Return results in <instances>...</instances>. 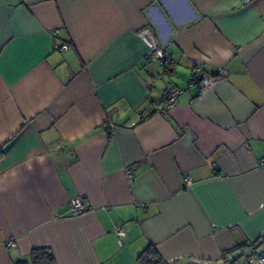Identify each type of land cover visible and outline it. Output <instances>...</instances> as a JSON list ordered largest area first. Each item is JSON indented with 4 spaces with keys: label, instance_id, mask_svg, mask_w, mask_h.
<instances>
[{
    "label": "crops",
    "instance_id": "obj_1",
    "mask_svg": "<svg viewBox=\"0 0 264 264\" xmlns=\"http://www.w3.org/2000/svg\"><path fill=\"white\" fill-rule=\"evenodd\" d=\"M262 156L264 0H0V264H249Z\"/></svg>",
    "mask_w": 264,
    "mask_h": 264
},
{
    "label": "built area",
    "instance_id": "obj_2",
    "mask_svg": "<svg viewBox=\"0 0 264 264\" xmlns=\"http://www.w3.org/2000/svg\"><path fill=\"white\" fill-rule=\"evenodd\" d=\"M68 44H62L61 49L68 48ZM153 54L158 55L159 57L163 58L165 56V52L162 51L157 45L153 46ZM194 81H197V84L199 85V89H203L210 85L214 79L213 76L209 75L205 71L201 69H195L194 70ZM182 93V89L173 85H167L166 87V93L162 100V102L157 107L158 111H164L169 106L173 105L179 95ZM261 163L264 164V156L261 158ZM132 174H128L129 180L132 179ZM190 179L189 177L185 178V183H189ZM68 210L69 213L73 216L80 215L87 211V208H85L83 200L81 198H72L68 203ZM115 233L120 239L125 238V231L121 227H116ZM249 264H264V255H255L250 256L248 259ZM225 264H228V262H225Z\"/></svg>",
    "mask_w": 264,
    "mask_h": 264
},
{
    "label": "trees",
    "instance_id": "obj_3",
    "mask_svg": "<svg viewBox=\"0 0 264 264\" xmlns=\"http://www.w3.org/2000/svg\"><path fill=\"white\" fill-rule=\"evenodd\" d=\"M197 83V81H195ZM261 237L254 241L259 243ZM156 250L153 245L147 246L137 257L143 264H161L160 257L156 258ZM16 264H57L53 253L46 247H35L28 255L27 259L20 260Z\"/></svg>",
    "mask_w": 264,
    "mask_h": 264
}]
</instances>
